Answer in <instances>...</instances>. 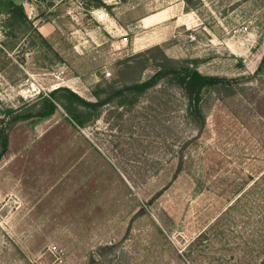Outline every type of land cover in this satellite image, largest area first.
Wrapping results in <instances>:
<instances>
[{"label":"rangeland","instance_id":"obj_1","mask_svg":"<svg viewBox=\"0 0 264 264\" xmlns=\"http://www.w3.org/2000/svg\"><path fill=\"white\" fill-rule=\"evenodd\" d=\"M262 45L264 0H0V264H264Z\"/></svg>","mask_w":264,"mask_h":264},{"label":"bare ground","instance_id":"obj_2","mask_svg":"<svg viewBox=\"0 0 264 264\" xmlns=\"http://www.w3.org/2000/svg\"><path fill=\"white\" fill-rule=\"evenodd\" d=\"M184 19L180 18V21L182 22ZM151 41L147 39L146 37L142 38H136L133 41L132 50L136 51L139 50L146 45H148ZM254 42V36L253 34L249 33L247 34V37L245 39L238 40L237 42L234 41H228L227 46L230 47V49L237 53L242 54L244 57H246L247 49L246 46H250ZM264 52V45H262V48L257 53L255 60L258 61L261 58V55Z\"/></svg>","mask_w":264,"mask_h":264},{"label":"trees","instance_id":"obj_3","mask_svg":"<svg viewBox=\"0 0 264 264\" xmlns=\"http://www.w3.org/2000/svg\"><path fill=\"white\" fill-rule=\"evenodd\" d=\"M7 5H12V2L11 1H8V4ZM187 79V80H186ZM186 79H184L183 80V84H184V86H185V89L189 92V93H191L192 92V90H193V88H194V86L196 85V84H198L199 83V85L201 86V84H203L206 80H208L209 78L208 77H205V76H200L198 73H193L191 76H188ZM213 79H215L214 77L212 78V80ZM144 86H146V88H147V86L148 85H144ZM58 89V88H57ZM57 89H55V90H57ZM51 110L48 112V115L49 114H51ZM41 116H44V115H41ZM1 129H0V134H1Z\"/></svg>","mask_w":264,"mask_h":264},{"label":"crops","instance_id":"obj_4","mask_svg":"<svg viewBox=\"0 0 264 264\" xmlns=\"http://www.w3.org/2000/svg\"><path fill=\"white\" fill-rule=\"evenodd\" d=\"M155 13V12H154ZM155 14H162V15H166L167 14V11L166 10H162V11H157ZM152 16H154V15H152ZM185 16V15H184ZM180 18H183L184 19V17H179L178 18V20H177V23L178 24H182V25H184V23H183V21L184 20H186V19H184L182 22L180 21ZM162 21H164V19H162ZM154 22V21H153ZM161 22V21H160ZM159 22H156V23H154L153 25H156V24H158ZM236 56V55H235Z\"/></svg>","mask_w":264,"mask_h":264},{"label":"built area","instance_id":"obj_5","mask_svg":"<svg viewBox=\"0 0 264 264\" xmlns=\"http://www.w3.org/2000/svg\"><path fill=\"white\" fill-rule=\"evenodd\" d=\"M246 29H247L246 27H243V29H242V30H243V31H246Z\"/></svg>","mask_w":264,"mask_h":264}]
</instances>
